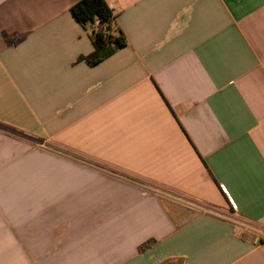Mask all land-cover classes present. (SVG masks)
Returning a JSON list of instances; mask_svg holds the SVG:
<instances>
[{
  "label": "crops",
  "instance_id": "crops-1",
  "mask_svg": "<svg viewBox=\"0 0 264 264\" xmlns=\"http://www.w3.org/2000/svg\"><path fill=\"white\" fill-rule=\"evenodd\" d=\"M78 1L0 0V264H264V0H105L93 67Z\"/></svg>",
  "mask_w": 264,
  "mask_h": 264
},
{
  "label": "trees",
  "instance_id": "trees-1",
  "mask_svg": "<svg viewBox=\"0 0 264 264\" xmlns=\"http://www.w3.org/2000/svg\"><path fill=\"white\" fill-rule=\"evenodd\" d=\"M71 12L88 32L92 45V51L79 57V61H86L93 67L126 46V38L116 23V16L105 0H80L72 6ZM152 244V241L141 244L139 251Z\"/></svg>",
  "mask_w": 264,
  "mask_h": 264
},
{
  "label": "built area",
  "instance_id": "built-area-1",
  "mask_svg": "<svg viewBox=\"0 0 264 264\" xmlns=\"http://www.w3.org/2000/svg\"><path fill=\"white\" fill-rule=\"evenodd\" d=\"M231 207L233 208V209H235V206H234V204L231 202Z\"/></svg>",
  "mask_w": 264,
  "mask_h": 264
}]
</instances>
